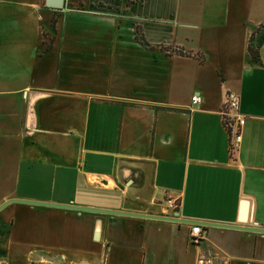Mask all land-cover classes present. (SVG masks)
I'll return each instance as SVG.
<instances>
[{"label": "crops", "instance_id": "obj_1", "mask_svg": "<svg viewBox=\"0 0 264 264\" xmlns=\"http://www.w3.org/2000/svg\"><path fill=\"white\" fill-rule=\"evenodd\" d=\"M102 1L0 0V137L20 138L1 145L0 203L165 215L175 196L178 217L264 227V38L248 53L264 0ZM7 206L3 264H264V232L201 225L194 242L189 223Z\"/></svg>", "mask_w": 264, "mask_h": 264}, {"label": "built area", "instance_id": "obj_2", "mask_svg": "<svg viewBox=\"0 0 264 264\" xmlns=\"http://www.w3.org/2000/svg\"><path fill=\"white\" fill-rule=\"evenodd\" d=\"M190 101L192 103H199L201 101V95L197 93H192L190 96ZM239 98L238 95L229 92L227 96V107L222 111L224 125L227 129L229 135V146L230 150L233 152L236 150V147L241 140V130H242V116L238 110ZM179 201L178 197L168 196L165 199L166 208L169 210V213H166L167 216H177V207ZM190 239L194 242H197L203 237V231L201 225L191 223L190 224ZM202 261V260H201ZM0 264H3L2 258H0Z\"/></svg>", "mask_w": 264, "mask_h": 264}, {"label": "water", "instance_id": "obj_3", "mask_svg": "<svg viewBox=\"0 0 264 264\" xmlns=\"http://www.w3.org/2000/svg\"><path fill=\"white\" fill-rule=\"evenodd\" d=\"M44 3L46 6H49L52 8H62L65 6L66 0H44ZM13 201H20V202L41 204V205H52V206H59V207H68V208H74L78 210H87V211H94V212L107 213V214L109 213L110 214H126V215L171 220V221L183 222V223H189V224L195 223L199 225H214V226H221V227L241 228V229H246V230H251V231L264 232V227H261V226H253V225H245V224H230V223L188 219V218H181L178 216H167V215H159V214L135 213V212L122 211V210H117V209H107V208H101V207L75 205L71 203H53V202H48V201L21 199V198H16V197H10L4 200L2 203H0V209L7 203L13 202ZM241 221H243V218L241 219Z\"/></svg>", "mask_w": 264, "mask_h": 264}, {"label": "rangeland", "instance_id": "obj_4", "mask_svg": "<svg viewBox=\"0 0 264 264\" xmlns=\"http://www.w3.org/2000/svg\"><path fill=\"white\" fill-rule=\"evenodd\" d=\"M114 1V2H113ZM128 3H130L132 0H126ZM115 3V4H114ZM116 1L115 0H110V2H109V0H107V1H102V2H98V3H96V5L99 7L100 5L102 6H106V5H116ZM82 6H83V0H66V3H65V6L64 7H62V8H58V9H64V8H82ZM117 8H119L120 9V6L117 4ZM145 8H146V5H145ZM122 10L124 11L125 9H124V7L122 8ZM61 19V18H60ZM80 19V18H79ZM61 21H64L63 20V18L61 19ZM73 21H76L75 19L73 20ZM135 23H136V21H135ZM108 26H106V31H105V33H107V34H110L111 33V25L110 24H107ZM138 26V25H137ZM126 29H128V32H129V28L128 27H124V33L125 32H127L126 31ZM45 35H47V33H44ZM138 34H139V36L140 35H142L141 34V32H140V27L138 26ZM108 36V35H107ZM48 38H50V36L49 35H47V40H49ZM140 61H142V59L140 58ZM144 61V60H143ZM176 92H177V94H179V92L180 93H182L183 92V89L180 87H178L177 88V90H176ZM11 124V123H10ZM13 140V142H18L19 143V141H20V138L19 137H17V138H4V137H0V152H1V154H0V160H4L3 159V157L2 156H4V153L2 152L3 150H5L4 148H3V146H1V145H3V143L4 142H10V141H12ZM9 207L7 206V207H5V208H3V209H1L0 210V214H2V215H6L8 212H9Z\"/></svg>", "mask_w": 264, "mask_h": 264}, {"label": "trees", "instance_id": "obj_5", "mask_svg": "<svg viewBox=\"0 0 264 264\" xmlns=\"http://www.w3.org/2000/svg\"><path fill=\"white\" fill-rule=\"evenodd\" d=\"M54 20H52V23H53ZM136 31L137 30V26H136ZM264 38V33L262 34V36L259 38L257 44L255 45H251V44H248V53L250 54L251 58L254 60V61H260V57H259V53H258V45L259 43L262 41V39ZM48 44L45 46V48H48ZM175 51L177 52H180V53H184V54H187L188 52L185 51L182 47H176L174 48Z\"/></svg>", "mask_w": 264, "mask_h": 264}]
</instances>
